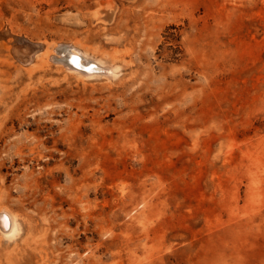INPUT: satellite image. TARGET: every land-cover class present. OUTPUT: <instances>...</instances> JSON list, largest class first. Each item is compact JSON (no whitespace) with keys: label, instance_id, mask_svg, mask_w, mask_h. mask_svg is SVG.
Returning <instances> with one entry per match:
<instances>
[{"label":"rangeland","instance_id":"rangeland-1","mask_svg":"<svg viewBox=\"0 0 264 264\" xmlns=\"http://www.w3.org/2000/svg\"><path fill=\"white\" fill-rule=\"evenodd\" d=\"M0 210V264H264V0H0Z\"/></svg>","mask_w":264,"mask_h":264},{"label":"bare ground","instance_id":"bare-ground-1","mask_svg":"<svg viewBox=\"0 0 264 264\" xmlns=\"http://www.w3.org/2000/svg\"><path fill=\"white\" fill-rule=\"evenodd\" d=\"M59 47H60L59 53H63V55H64L63 56L61 54V56L64 57L63 59L60 56L62 59V62L71 71L73 70V71H76L77 73L81 72L85 76H94V74L96 76V73L104 70L106 72L105 75H107V76L113 75V70L104 69V68H102V66L99 63H97L95 61L88 60L89 58L87 59L86 55L84 56L77 49H75L73 47H69V48L62 47V46H59ZM55 52H57V51H55ZM59 62L60 61H58V63ZM64 64H63V66H64ZM100 74H101V72L99 73V75ZM15 226H16V224L14 222V218L7 211L0 210V233L4 236H8V235H10V233L13 232V230L15 229Z\"/></svg>","mask_w":264,"mask_h":264}]
</instances>
